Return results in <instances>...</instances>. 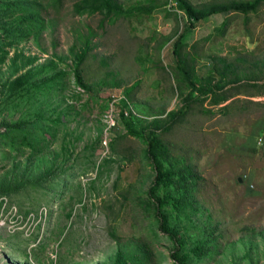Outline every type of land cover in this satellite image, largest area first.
<instances>
[{
    "label": "rangeland",
    "instance_id": "374dc122",
    "mask_svg": "<svg viewBox=\"0 0 264 264\" xmlns=\"http://www.w3.org/2000/svg\"><path fill=\"white\" fill-rule=\"evenodd\" d=\"M36 2L44 25L38 39L9 47L14 38L0 28V47L7 51L0 87L23 72L28 58H36L34 67L55 63L53 72L42 69L37 79L64 74L49 87L41 85L30 103L0 97V121H36L35 133L51 136L33 157L28 148L0 146V180L15 165L17 179L48 169L55 177L6 196L16 213H0V264H178L146 196L155 175L146 145L127 133L117 114L130 87L132 115L141 121L137 130L181 106L188 89L176 74L172 50L186 18L175 11L174 0H118L131 15L105 20L75 14L74 0ZM149 7L151 13L143 12ZM224 20L215 15L199 22L183 39L184 51L196 59L197 83L220 79L219 59L238 67L237 76L224 80L229 93L236 78L241 86L263 83L264 4L246 24L242 15L231 16L225 34L218 35ZM87 37L91 50L81 67L89 92L75 83L70 52L73 46L78 53ZM252 92L241 87L242 95L221 105L235 99L225 111L208 99L193 104L184 122L162 135L167 165L189 164L197 175L189 186L192 207L168 218L184 241L187 264H264V96H246ZM111 111L117 122L107 131Z\"/></svg>",
    "mask_w": 264,
    "mask_h": 264
},
{
    "label": "trees",
    "instance_id": "16d2710c",
    "mask_svg": "<svg viewBox=\"0 0 264 264\" xmlns=\"http://www.w3.org/2000/svg\"><path fill=\"white\" fill-rule=\"evenodd\" d=\"M56 1L60 2L61 0ZM36 3V0H0V20H3L2 23H4V25L0 24V28L3 34L6 33L7 38L10 36L14 38L13 42L6 43L7 46L12 47L15 42L28 40L31 36L38 39L44 25L39 17L38 10L35 9ZM263 4L264 0L210 1L199 5L193 4L190 0H174L175 11L182 13L187 22V26L174 40L172 50L176 74L188 89V92L182 99L181 106L174 111L166 113L163 119L154 118L144 127H140L137 130L135 127L136 124L141 122L140 119L134 117L132 114L127 117L123 114L124 109H127L130 105L129 100H132L131 92L133 89L131 87L127 89L123 96L124 99L120 100V120L127 133L141 139L146 145V156L152 163L155 172L152 183L146 191V196L154 209L159 230L167 234L173 242L175 252L171 254V257L177 260L178 264H187L188 259L186 254H181L184 248L182 237H179L178 233H175V230L170 229L168 225L169 213L180 212L192 207L189 186L195 182L197 175L189 164H184L181 167L168 166L170 158L169 148L162 139V135L170 132L175 126L182 124L193 104H203L208 99L213 106L219 107L221 111H225L235 99L223 106L221 105L234 97L242 95L240 93L241 87L255 91L247 93L248 95L246 96L248 97L264 96V81L261 84L246 82L245 85L241 86L236 78L229 81L235 85L237 84L234 87L235 92L229 93L230 91L225 90L227 83L224 80H226L228 74L237 76L238 70V67L234 63H228L225 59L218 60L220 67H216V70L220 79L215 84L211 77L204 79L201 83H197L194 71L196 59L189 51H184L187 45L183 43V39L189 31L196 28L199 22L218 14L242 15L246 24L248 16L256 14ZM153 8H145L143 12L151 13ZM73 10L77 15L88 14L91 16L99 14L103 20L120 17L126 18L131 15V11L125 9L123 4L119 3L118 0H74ZM229 22L230 18L226 17L222 25L216 29V33L218 35L225 34ZM5 25L9 27L6 28ZM91 42V38L87 37L78 53L73 46L70 48V52L74 58L73 73L75 83L78 88L85 92L91 91L92 86L86 84L84 81L81 65L91 50ZM0 53L1 64L7 55V51L3 47H0ZM35 59H26V62L21 66L23 72L2 84L0 87V97L6 94L7 99L30 103L29 101H32L34 97L36 98L37 93L40 92L41 85L49 87L55 82L56 78L63 76V72H58L53 73L52 76L37 79V73L41 72L42 69H48L53 72L55 70V63L50 61L46 65L34 67L33 63ZM174 89L179 93L181 90L180 84L175 85ZM260 104L264 106V102ZM58 121L61 120L59 119ZM36 124V121H29L27 119H18L11 123L0 121V146H6L15 152L28 148L32 157L42 153L46 148L42 143H48L51 136L43 132H40V135L36 134ZM19 170L20 168L15 165L12 171L0 180V195L10 197L18 193L26 185L43 187L51 180H54L55 177V171L48 169L37 174L33 179L25 178L24 174L17 179L14 175ZM161 190L163 191V195H160Z\"/></svg>",
    "mask_w": 264,
    "mask_h": 264
},
{
    "label": "built area",
    "instance_id": "2783aa9c",
    "mask_svg": "<svg viewBox=\"0 0 264 264\" xmlns=\"http://www.w3.org/2000/svg\"><path fill=\"white\" fill-rule=\"evenodd\" d=\"M173 6H174V4H173ZM121 99H124V97L120 98L119 100H121ZM115 102H117V101L115 99H112L111 107H114V113H115V107L118 105V104H114ZM114 113H113V111H111V112H108V114L105 116V122H106V126H107L106 130L107 131L112 130L116 127L117 119L115 118ZM123 114L126 117L129 116L130 114L135 115V113H134V111L130 105L128 106L127 109H124ZM118 115H119V119H120V112H119V114H117V116ZM0 210H1V212H0L1 215H3V213L5 211H7L9 213H16V207L9 202V199H7L6 196L0 197ZM29 217H32V215H29Z\"/></svg>",
    "mask_w": 264,
    "mask_h": 264
},
{
    "label": "crops",
    "instance_id": "0c3cea01",
    "mask_svg": "<svg viewBox=\"0 0 264 264\" xmlns=\"http://www.w3.org/2000/svg\"><path fill=\"white\" fill-rule=\"evenodd\" d=\"M191 1V0H190ZM192 2V1H191ZM262 7V6H261ZM261 9V8H260ZM260 9H259V11L256 13V14H250L249 16H258L259 15V12H260ZM219 16H222L223 18H226V17H228V18H230L231 19V16H233L232 14L231 15H220V14H218ZM215 16V15H214ZM248 16V17H249Z\"/></svg>",
    "mask_w": 264,
    "mask_h": 264
}]
</instances>
